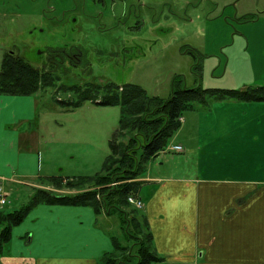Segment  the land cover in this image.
Segmentation results:
<instances>
[{"label": "rangeland", "instance_id": "374dc122", "mask_svg": "<svg viewBox=\"0 0 264 264\" xmlns=\"http://www.w3.org/2000/svg\"><path fill=\"white\" fill-rule=\"evenodd\" d=\"M190 1L195 6L189 0H0V61L6 56L15 55L34 67L42 68L44 61L38 54L40 51L66 47L72 56L80 50L84 53L82 65L62 77L60 84L84 86L88 83H115L123 86L133 83L141 85L151 95L168 99L173 94L177 75L187 76H180L182 85L194 87L199 84L194 85L196 76L190 73L194 59L180 51H184V47H193L199 48L204 55L201 86L204 89L214 82L220 83L222 79L215 78L222 73H214L223 70L228 56L229 73L234 80L239 78L241 81L252 80L264 84V0ZM50 56L53 57V54ZM63 57H67V54L64 53ZM221 59L225 61L219 67ZM68 62L67 59L64 63L67 65ZM246 63H249L251 70L242 71V76L236 77L237 67L248 66ZM251 86L260 87L255 84ZM208 89L215 87L209 86ZM39 97V112L44 121L39 130L47 140L44 142L42 160L58 154L62 163L57 169L55 167V172L62 168L60 175L73 179L100 174L111 154V141L119 128L120 107L85 102L75 110H68L57 103L55 93L50 88ZM62 97L67 100L69 94L63 93ZM216 106L221 107L220 104ZM204 109L198 113H184L186 122L183 130L178 128L167 146L159 152L160 155L147 163V174L141 175L142 178L146 175L168 178L200 176L204 171H200L199 161L204 154L212 164L210 169L216 171L219 168V160L215 162L209 155H218L226 149L220 142L212 143L206 149L205 141L202 142L200 133H197V126L210 110ZM134 134L127 133L126 140ZM177 146L183 147L184 151L168 152L169 148ZM110 166L112 171L121 167L118 162ZM126 183L109 182L97 187L92 184L79 190L57 187L48 180H42L38 181L36 194L39 198L48 196L42 191L73 196L106 186L105 191L116 190L118 198ZM142 185L139 193L146 201L150 198L147 196L149 189L154 190L157 186L152 189V183ZM26 190L16 187L4 208L14 211L28 204L31 199ZM98 199H102V196ZM118 204L119 210L110 216L111 223L115 225L112 232L123 237V231L117 228L120 216L128 221L137 216L141 222L144 216L135 210L137 207L132 203L131 206ZM3 223L7 227L6 220ZM129 230L136 235L131 227ZM134 241L130 242L134 244Z\"/></svg>", "mask_w": 264, "mask_h": 264}, {"label": "crops", "instance_id": "0c3cea01", "mask_svg": "<svg viewBox=\"0 0 264 264\" xmlns=\"http://www.w3.org/2000/svg\"><path fill=\"white\" fill-rule=\"evenodd\" d=\"M224 61L221 59L219 67ZM225 64L223 70L214 73H222L215 78L222 80L210 87L246 91L255 88L251 84L264 85L259 81L234 80L229 73L230 56ZM246 64L237 67L236 77L251 70ZM190 73L193 74L191 68ZM197 83L202 86V78L194 85ZM39 99L37 95L0 93V186L8 198L16 187H24L31 199L14 211L0 208L6 214L32 205L38 181L53 176L69 178L60 175L62 168L55 172L62 163L58 154L42 160L47 140L39 130L44 122ZM216 104L221 107L216 108ZM206 108L210 110L197 126V133L206 149L219 142L226 149L219 157L208 152L210 159L219 160V168L210 169L212 164L204 154L199 161L200 171H204L200 176L138 178L140 186H157L149 189L148 200L140 196L154 248L164 258L157 264H264V100L226 98ZM201 110L205 109L194 112ZM185 122L184 117L180 131ZM46 155L50 156L47 152ZM110 216L109 212L97 215L89 206H31L23 221L12 227L7 242L2 240L6 226L0 221V264H97L105 253L114 250V238L123 246L129 243L121 219L117 228L123 231V237L113 234L115 225Z\"/></svg>", "mask_w": 264, "mask_h": 264}, {"label": "trees", "instance_id": "16d2710c", "mask_svg": "<svg viewBox=\"0 0 264 264\" xmlns=\"http://www.w3.org/2000/svg\"><path fill=\"white\" fill-rule=\"evenodd\" d=\"M183 50L184 54L187 53L193 57L194 64L191 69L199 82L202 78L204 55L193 47H184ZM49 53H52L53 57L42 58L40 56L44 61L42 68L22 61L23 59L19 56L9 55L2 58L0 61V93L14 96H39L50 88L55 93L57 103L62 104L68 110H75L85 102L98 106H119L121 109L119 128L111 141L112 151L106 159L102 172L94 177L66 179L53 176L46 179L57 187L80 190L92 184L97 187L109 182L124 184L128 180L138 179L145 174L147 163L160 155L159 152L167 146L173 133L181 127L180 118L185 112L209 107L211 103L226 98L246 102L264 100V87L250 88L246 91L204 89L201 85L185 87L182 85L183 75H177L178 80L174 85L173 94L168 99L151 95L145 88L133 83L123 86L115 83L68 86L60 84V81L74 68L82 65L84 53L79 50L77 55L74 53L70 56L71 53L66 47L50 49ZM64 53L67 54L65 58ZM67 59L69 62L66 65L64 62ZM63 93L69 94L67 100L62 97ZM130 132H135V134L127 141L126 134ZM117 162L121 167L112 171L111 163ZM64 179H66L65 182ZM139 187L140 182L137 180L126 183L120 195L122 199L120 196L117 198L116 190L107 189L105 191L106 186L100 190L94 189L73 196L48 194L42 191V194L48 196L39 198L36 194L31 206L40 203L89 206L95 210L97 215L102 212H109L113 215L118 209V203V205L131 206L128 202V195L131 192L140 195ZM98 196H102V199H98ZM30 207L9 214L0 211V221L6 220L8 224L2 232L4 242L9 241L12 227L23 221ZM135 210L143 214L142 222L137 219V216L131 221L120 216L122 229L129 241L128 246L121 245L114 238V250L105 253L97 264H157L164 261V258L154 248L153 235L147 217L142 210ZM130 227L136 234L135 236L130 232ZM131 240L134 244L130 242Z\"/></svg>", "mask_w": 264, "mask_h": 264}, {"label": "built area", "instance_id": "2783aa9c", "mask_svg": "<svg viewBox=\"0 0 264 264\" xmlns=\"http://www.w3.org/2000/svg\"><path fill=\"white\" fill-rule=\"evenodd\" d=\"M182 150L181 146L174 147L172 150L179 151ZM128 200L130 203L134 204L137 208L142 209L144 207V204L142 200L138 197H136L133 192H131L128 196ZM8 204V194L3 191L2 187L0 186V207H4Z\"/></svg>", "mask_w": 264, "mask_h": 264}, {"label": "flooded vegetation", "instance_id": "af4514ba", "mask_svg": "<svg viewBox=\"0 0 264 264\" xmlns=\"http://www.w3.org/2000/svg\"><path fill=\"white\" fill-rule=\"evenodd\" d=\"M38 54H41V57L42 58H46V56H47V58L50 56V54H52V53H49V52H47V51H43V52H38Z\"/></svg>", "mask_w": 264, "mask_h": 264}]
</instances>
